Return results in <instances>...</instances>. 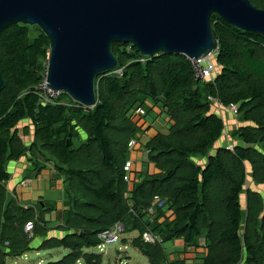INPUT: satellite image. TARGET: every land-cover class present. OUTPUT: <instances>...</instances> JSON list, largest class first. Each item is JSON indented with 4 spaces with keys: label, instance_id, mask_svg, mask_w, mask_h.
Wrapping results in <instances>:
<instances>
[{
    "label": "trees",
    "instance_id": "obj_1",
    "mask_svg": "<svg viewBox=\"0 0 264 264\" xmlns=\"http://www.w3.org/2000/svg\"><path fill=\"white\" fill-rule=\"evenodd\" d=\"M251 1L264 8V0ZM212 29L219 44L217 65L222 68L212 81L196 79L192 59L184 54L146 56L132 43L115 42L118 64L97 75L98 102L93 108L65 93L42 102L39 85L47 74L50 40L37 25L18 23L1 32L5 85L0 93V264L31 251L34 237L49 235L44 213L55 208L8 201L7 163L29 151L17 129L28 118L35 125V169L39 173L45 162H54L67 175L69 208L59 226L66 233L44 239L39 250L64 247L69 252L47 264H102L103 255L90 249L101 243V232L120 220L126 226L133 222L141 234L149 226L161 235L162 243L183 239L190 247L206 237L203 264H264L263 195L249 190L246 209L241 199L246 163L254 181L264 184V35L239 29L217 14L212 15ZM117 69L122 74L115 73ZM211 95L225 106L238 104L240 118L252 124L236 133L243 144L212 152L226 126L212 111ZM147 100L173 124L168 133L160 132L147 144L158 172L128 182L129 142L140 130L135 116L146 114ZM138 107L145 114L137 113ZM78 128L88 138L77 143ZM157 194L167 198L169 208L145 221V210ZM29 222L34 224L33 236L26 231ZM141 236L133 245L152 264L164 263L163 244L144 243Z\"/></svg>",
    "mask_w": 264,
    "mask_h": 264
},
{
    "label": "water",
    "instance_id": "obj_2",
    "mask_svg": "<svg viewBox=\"0 0 264 264\" xmlns=\"http://www.w3.org/2000/svg\"><path fill=\"white\" fill-rule=\"evenodd\" d=\"M213 14L264 35V8L251 0H0V34L13 24L37 25L50 40L48 88L93 108L97 75L118 64L113 43H132L146 56L198 60L219 45ZM4 85L0 69V93Z\"/></svg>",
    "mask_w": 264,
    "mask_h": 264
},
{
    "label": "crops",
    "instance_id": "obj_3",
    "mask_svg": "<svg viewBox=\"0 0 264 264\" xmlns=\"http://www.w3.org/2000/svg\"><path fill=\"white\" fill-rule=\"evenodd\" d=\"M146 114L136 115L135 120L140 126L135 139L137 144L130 148V158L133 160V172L132 181H137L143 178L146 174H154L158 172V169L149 158V150L147 144L149 141L158 135L160 132L168 133L170 131L173 121L169 116L163 112V110L155 104L152 100L146 101ZM212 111L221 115L225 121V131L223 137L219 139L214 146L213 151L218 147L234 148L235 145L243 144V141L236 135L237 131L241 127L252 125L250 122H245L241 118H237L227 106L217 101H212ZM20 137L25 143L29 151L26 155L20 157L17 160H10L7 163V170L10 173V179L6 182L8 189V201L15 200L19 204L25 205H37L41 200L45 201L47 207L55 208L48 210L44 213V217L47 220L50 227L49 237L61 238L65 235L59 226L63 222V216L65 210L69 208V196L66 190L67 187V175L60 173L54 165V162H43L45 167L38 173L33 164L35 156L32 154L31 149L34 147L36 141L35 137V125L33 121L28 118L23 120L17 126ZM80 133V142L88 138V134L81 128H78ZM27 131V133H25ZM78 143V141H77ZM232 144V145H231ZM204 161V160H202ZM30 179L28 184H23L24 180ZM132 183L130 189H132ZM165 208L164 211H167ZM164 217H160V221H163ZM37 238V237H35ZM34 238V239H35ZM206 237H201L199 242L205 241ZM43 241L42 237H39L34 241L36 246ZM163 249L165 251L166 262L174 263L177 261H184L186 264H203L208 250L203 245L186 246L183 239H176L163 242ZM43 251V250H42ZM57 251V252H54ZM91 251V250H90ZM36 252L40 254L41 250L34 248L26 254ZM69 250L64 247H58L49 249V255L61 258ZM24 256L18 257L22 258ZM16 258H9L13 260ZM7 260V264L8 263ZM39 259L37 263L40 261ZM41 264H45L41 260Z\"/></svg>",
    "mask_w": 264,
    "mask_h": 264
},
{
    "label": "built area",
    "instance_id": "obj_4",
    "mask_svg": "<svg viewBox=\"0 0 264 264\" xmlns=\"http://www.w3.org/2000/svg\"><path fill=\"white\" fill-rule=\"evenodd\" d=\"M219 53V46L209 55L204 56L198 60H193V65L195 69V78L201 80L204 84L212 81L215 78V74L217 73V56ZM141 61H145V58H141ZM115 73L122 74V69L115 70ZM46 82V76L44 81L39 85V90L41 91V99L44 103L52 102L55 97L60 95V92H56L48 88ZM209 100L220 102L214 96H209ZM221 103V102H220ZM222 104V103H221ZM227 108L235 113L238 114V105L237 104H230ZM137 113L145 114V110L141 107L136 109ZM137 141L135 138L131 139L129 142V148L135 146ZM125 181L130 182L132 179V172H133V162L131 159L127 160L125 164ZM31 180H24L23 184H28ZM169 207V202L167 198H163L160 195H155L153 204L146 209L147 216H150L153 220L155 217L160 213V210H164L165 208ZM134 210V209H131ZM26 231L33 236V222H29L26 226ZM126 227L125 222L123 220L118 221L115 223L110 229L105 230L99 236L101 238V245L98 246L100 250H103L108 244H114L118 241H121L122 235L125 233ZM142 240L149 244H157L162 242V237L156 231L152 230L151 228H147L142 234ZM202 244H205V241H202ZM206 245V244H205Z\"/></svg>",
    "mask_w": 264,
    "mask_h": 264
},
{
    "label": "rangeland",
    "instance_id": "obj_5",
    "mask_svg": "<svg viewBox=\"0 0 264 264\" xmlns=\"http://www.w3.org/2000/svg\"><path fill=\"white\" fill-rule=\"evenodd\" d=\"M38 33H39V31L36 30L35 35H37ZM64 100L66 102H68L67 99H64ZM233 114H235V113H233ZM235 115L237 116V118L238 117L240 118V114H235ZM80 140H81V138H79V140H77V141L80 142ZM198 160H199V158H198ZM132 162H133V160H132ZM201 162H204V161L201 160ZM246 166H247V181H246V185H245V191L241 196L242 206L244 209H246V207H247V194H248L249 190H254V191L260 192L264 198V184L256 183L252 177V168H251L250 163H246ZM167 208H169V207H167ZM131 209H133V208H131ZM145 212H146V210H145ZM144 220L145 221H147V220L153 221V219L150 216H145ZM127 226L125 223V227H127V229H126L125 233L122 235L121 241H118L114 244H108L103 250H100L98 248V246L101 245V243L98 246L90 249L91 251H94V252H97V253H100L103 255L102 264H152L151 258L147 254H145V252L143 250H141L140 248H137L136 246L133 245V240L141 235L140 231L138 229L137 230L134 229L133 222H130L129 225H127ZM37 238H38V236H37ZM37 238L33 239V245L32 246H34V248L39 249L40 246L42 245V242L39 244V246H36L34 241ZM49 238H53V237H49ZM200 240H201V238H200ZM169 241H171V240H169ZM144 243H146V242H144ZM162 244H164V243H162ZM205 244H206V240H205ZM199 245L200 246L203 245L202 242H199ZM199 245H197V247H200ZM204 245H203V247H204ZM54 252H57V251H54ZM61 258L60 257L57 258L54 256L51 257V255H49V249H46L43 251L41 250L39 255L36 254V252H31L28 254L27 257L24 256L22 258H16V259H13L10 261L8 260V263L9 264H41V260H43V262L45 264H47L48 261H56V260H59ZM39 259H41V260L37 263V261ZM162 264H169V262L164 261V263H162Z\"/></svg>",
    "mask_w": 264,
    "mask_h": 264
}]
</instances>
